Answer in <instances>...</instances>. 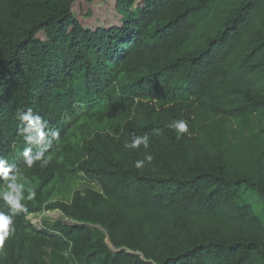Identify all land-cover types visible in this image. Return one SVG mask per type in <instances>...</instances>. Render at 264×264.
<instances>
[{
	"label": "trees",
	"instance_id": "1",
	"mask_svg": "<svg viewBox=\"0 0 264 264\" xmlns=\"http://www.w3.org/2000/svg\"><path fill=\"white\" fill-rule=\"evenodd\" d=\"M75 1L0 0V158L43 187L89 185L47 207L70 225L37 230L22 203L0 264H264V0H114L94 29Z\"/></svg>",
	"mask_w": 264,
	"mask_h": 264
},
{
	"label": "rangeland",
	"instance_id": "2",
	"mask_svg": "<svg viewBox=\"0 0 264 264\" xmlns=\"http://www.w3.org/2000/svg\"><path fill=\"white\" fill-rule=\"evenodd\" d=\"M73 11L82 26L92 29L100 25L107 27V25L116 22L119 18L114 11V0H76L73 5ZM39 36L41 37L42 35L40 34ZM80 131L79 129L74 132L70 138L72 148H75V145L82 138ZM20 177H22L21 182L25 183L24 199H22L21 203L35 204L40 208L38 212L25 218V221L37 230H49L55 223L70 225L71 221L59 209L48 210L47 207L54 204H71L75 195L83 196L85 189L89 187L81 175L78 178L67 177L60 181L56 180L45 187L41 186V181L34 179L32 176ZM6 183L0 190L6 188ZM28 188H31L36 193L33 200L27 199ZM251 207L256 209L257 205L251 203Z\"/></svg>",
	"mask_w": 264,
	"mask_h": 264
},
{
	"label": "clouds",
	"instance_id": "3",
	"mask_svg": "<svg viewBox=\"0 0 264 264\" xmlns=\"http://www.w3.org/2000/svg\"><path fill=\"white\" fill-rule=\"evenodd\" d=\"M22 121L27 122V128H24V132L33 131L34 136L25 135V140L29 145L39 147V145L45 139V133L41 130V117L38 115H33L32 110L29 108L27 112H23L19 117ZM168 128L174 130L178 135L177 139L180 138L179 134L188 133L189 124L187 120L180 119L172 121L167 125ZM59 133H53L54 138L58 137ZM141 145H144L145 148L148 147V137L144 136H135L131 143H125L124 147L127 149H138ZM32 149L31 147L25 148L24 156L26 158V164L28 167H31L34 163V160L40 159L42 154H38L33 157L30 155ZM153 156L151 154H146L143 160H137L135 162V167L137 169H143L145 163H151ZM44 164H47V161H44ZM0 178L6 181V188L0 190V198L10 207L11 215L5 214V212L0 211V250L3 249L4 241L14 232V228L11 227L13 224L12 217L19 212L27 211L24 204L21 203L24 199L25 183L21 182L22 177L17 176L13 172V168L8 166V162L0 158ZM28 200H33L35 198V191L31 188L27 189Z\"/></svg>",
	"mask_w": 264,
	"mask_h": 264
}]
</instances>
